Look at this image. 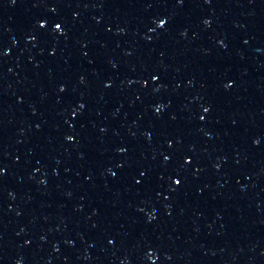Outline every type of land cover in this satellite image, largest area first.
<instances>
[{
    "label": "snow or ice",
    "instance_id": "snow-or-ice-1",
    "mask_svg": "<svg viewBox=\"0 0 264 264\" xmlns=\"http://www.w3.org/2000/svg\"><path fill=\"white\" fill-rule=\"evenodd\" d=\"M57 27H59V25H57ZM177 183H178V181H177Z\"/></svg>",
    "mask_w": 264,
    "mask_h": 264
}]
</instances>
